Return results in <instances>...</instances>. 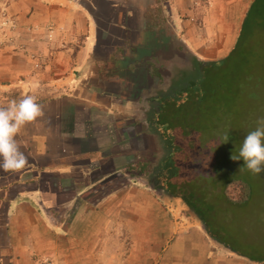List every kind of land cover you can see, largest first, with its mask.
<instances>
[{
	"label": "crops",
	"instance_id": "obj_1",
	"mask_svg": "<svg viewBox=\"0 0 264 264\" xmlns=\"http://www.w3.org/2000/svg\"><path fill=\"white\" fill-rule=\"evenodd\" d=\"M99 1L0 0L15 26L0 31V106L34 96L44 112L16 137L26 166L0 170V264H264L259 243L217 214L226 206L249 227L250 201L204 202L214 241L198 217L126 171L155 144L136 110L148 74L126 65V20L136 15L149 36L165 5L205 66L229 56L255 0Z\"/></svg>",
	"mask_w": 264,
	"mask_h": 264
},
{
	"label": "rangeland",
	"instance_id": "obj_2",
	"mask_svg": "<svg viewBox=\"0 0 264 264\" xmlns=\"http://www.w3.org/2000/svg\"><path fill=\"white\" fill-rule=\"evenodd\" d=\"M82 1H84L85 4L92 3L91 0ZM99 2L100 7L107 6V3L103 0H100ZM102 9L103 11L101 14L104 15V21L107 22L106 15L108 14V11L104 9V7H102ZM166 9L167 8L164 5L163 15H160L156 18V20L160 22L159 25L157 22V25L159 27H153L150 31L151 34L149 36H142L141 44L150 48V53L143 52L142 50L141 52L143 54L146 53V56L144 57H142L141 55L133 56L131 54H128V59L126 60V65H129L130 62H132V70H148L147 63L152 59V48L158 46L157 48L159 50L157 49L158 51L153 54L158 55V53H160L161 55H164V57L162 59H158V57L154 59L155 61L157 60L158 65H154L155 61L153 60V65L155 66V69L151 68V72L146 73L148 74V78L143 79L140 76V81L142 82V85L145 89H148V86L151 81L154 83L150 91L153 93L156 92V94H158V92L162 90H166L172 84L174 85V82H176L178 75L181 76L183 71H195L197 69L196 64L193 63L192 59L190 58L186 47L180 41L181 37L177 35L175 29L171 26L169 13ZM2 10H0V13L2 12ZM153 14L156 15L155 12H152L151 15ZM3 21V18L0 17V23ZM81 40L82 45L84 37L81 38ZM78 44H80V42ZM228 64L229 63H227L226 67L223 69V73L209 75L202 82L200 81L201 86L203 88L205 87L210 93L208 98L210 102H207V105L202 104L200 108L197 109L198 111L203 112L200 116L201 118H197L194 116L195 118L193 117V119L189 120L187 117V120L190 122V128L192 130L200 129L202 131V134L205 132L204 135H202L201 137L200 134H196L194 137L191 138L195 142L194 149H196L197 152L200 153V155H198L197 157L196 151H194V155L193 157H191L195 160V165L198 168L194 172L193 177L196 179V177L199 175L198 172H203L200 173V175H202L203 183L205 182L207 186L211 182L209 187L212 189V193L218 195L217 197L212 195V201L214 200V198L217 200H221V198H224L221 195L223 194V189L220 187H216V184L226 185L227 182L235 178H244L250 183V186L253 188L251 199L249 200L250 204L247 208L243 209V213H240H242L244 216H252V225L246 227V222L248 220L237 222L234 225V217H231V215L226 214V206L222 207V205H220L217 214L224 220L228 219L232 221V224L229 226V231L232 235L235 231L237 232V234L240 235L247 234L248 236L256 240V244L259 243V245H257L256 247L257 251H263L264 229L261 228L260 224L264 223V174H260L258 176L251 174L247 169L242 168L244 166L243 159L233 160L232 156L238 155L239 149L243 143L245 136L248 134V132L255 130L258 120L264 118V97H260L262 93H264V86H261L258 91L254 90V92L249 93L248 100L242 101L240 97L238 101L235 96L240 93L241 84L237 81V77L232 74V70L227 69ZM204 69L205 66H202V70ZM140 72L141 70L139 71V74ZM189 77H187V80L189 79ZM201 78H203V76H201ZM195 79L196 75L191 76V80H194L195 82ZM183 81L185 82V79L179 80L180 83ZM191 87L192 86L190 85V87L188 88L187 85V88L189 90L191 89ZM237 89L238 92L235 91ZM232 94L234 96H232ZM151 95L153 94H150L149 92H147V90L144 91L142 97L143 108L136 109L137 114L146 113L147 105L145 103ZM257 95H260L259 98ZM250 96H252L251 99ZM233 97L234 100L232 101ZM227 105H232V111L229 114L226 110ZM189 107L194 110L196 105L191 103L189 104ZM169 112L171 113V110ZM172 112L174 113L173 116H176V118H181L185 115L186 110L181 111L174 109ZM157 125L159 128L160 125ZM162 128L165 131L167 129L166 126ZM154 132L155 129L151 130L152 134H154ZM226 137L227 140H225ZM151 146L153 149L154 145L151 144ZM154 154V152L152 153L149 150H147V152L139 151L137 154H135L133 168H129L128 170V167H126V171L130 172L132 177H144L145 181H147L148 183L147 187L150 186V188L151 184L147 180L146 176H144V173L145 171H153V168H155L158 164L159 155L155 156ZM189 185L192 188H195L197 186V184H195L194 186L191 183H189ZM155 187L157 188L156 185ZM229 192L237 197L240 193L238 186H231L229 188ZM160 196L166 199L169 203L173 201V204H176V207L180 208L181 212L192 214L190 208L184 202H182L181 199L176 200L172 197L166 198L164 194ZM222 201L225 202L224 200ZM234 214L238 215L239 212H235Z\"/></svg>",
	"mask_w": 264,
	"mask_h": 264
},
{
	"label": "flooded vegetation",
	"instance_id": "obj_3",
	"mask_svg": "<svg viewBox=\"0 0 264 264\" xmlns=\"http://www.w3.org/2000/svg\"><path fill=\"white\" fill-rule=\"evenodd\" d=\"M138 31L139 25L137 16L132 14V19L126 20V58L128 54L133 56L141 55L144 57L146 56V53L149 52L150 48L141 44L142 36ZM157 47L152 48L153 53L159 50ZM142 50L146 53L143 54L141 52ZM153 53H151L152 59L150 60L152 62L149 61L147 63L148 70L142 69L146 73L151 72V68L155 69L154 65L157 64V60L155 61L154 59L157 57L158 59H162L164 57V55H161L160 53H158V55ZM153 60L155 61L154 65ZM200 70L201 69H196L195 71H183L181 76L178 75L174 85L172 84L166 90L158 92V94L150 91L154 84L151 81L147 92L153 95H151L145 103L147 105L145 113L147 115L145 117L146 127L147 131L150 133L151 130L155 129L154 134L151 133L155 139L153 152L155 153V156L159 155V161L156 167L153 168L154 170L145 171L144 176H146L150 184H155L166 198L172 197L175 199H181L183 202L186 197L189 199L190 196L185 184H189L195 179L193 174L198 169L195 165V160L191 157H193L194 151H196L197 157L200 155V153L194 149L195 142L191 138L198 134L197 132H201V130H192L187 117L189 120L193 119L194 116L201 118L200 116L203 112L198 111L197 109L200 108L202 104L207 105V102H210L208 100V91H205L204 88L201 89V80H197V73ZM211 71L209 75L216 74ZM193 75H196L195 82L194 80H191V76ZM187 77H189L188 80ZM180 79H185V82L183 81L184 83H180ZM187 85L188 88L190 85L192 86L190 90L187 88ZM191 103L196 105L194 110L189 107V104ZM174 109L181 111L186 110L185 115L181 118H176V116H173L174 113L172 112ZM170 110L171 113L169 112ZM164 120H167L168 122L166 131L162 128L166 126ZM157 124L160 125L159 128ZM184 194L187 196L185 197ZM190 210L191 213L197 217L196 210L192 208H190Z\"/></svg>",
	"mask_w": 264,
	"mask_h": 264
},
{
	"label": "trees",
	"instance_id": "obj_4",
	"mask_svg": "<svg viewBox=\"0 0 264 264\" xmlns=\"http://www.w3.org/2000/svg\"><path fill=\"white\" fill-rule=\"evenodd\" d=\"M155 13V16L152 15V18L154 19L162 15L159 10H157ZM227 63H229L227 65V69L232 70V74L237 77V81L241 84V91L237 94V96H235L238 101L240 97L242 101L248 100L249 93L254 92V90L258 91L261 86H264V0H255L251 4L249 11L247 12L246 17L243 21L235 47L230 52L227 58L219 63L215 62L206 64L204 70H202V66H204V63L196 62L197 70L201 69L197 73V80H201L202 82L207 78V76H209L211 70V72H215L216 74L223 73L222 71L226 67ZM206 71L208 72V74ZM201 76H203V78H201ZM201 89H203L202 86ZM204 89L205 91H207L205 87ZM235 91L238 92V89ZM208 95H210V93ZM232 96L234 95L232 94ZM257 96L259 98L260 95ZM260 97H264V93H262ZM251 98L252 96H250V99ZM233 100L234 97L232 101ZM231 108L232 105H227L226 110L228 114L231 113ZM164 124H166L167 128V120H164ZM197 133L200 134L201 137L205 132L203 134L202 131ZM198 173L199 175L196 177V179L191 181V184H193L194 186L195 184H197L195 188L193 187L194 189L189 184H185V186L189 189V191H186L190 194V200L187 199V195L184 194V196L186 197V199H184V202L189 208L196 210L198 219L208 226L209 234L212 235V237H214L215 239L219 240V238L213 233L204 219L205 206L203 204L207 199H210L212 201V195H214L215 197H217L218 195L212 193V189L209 187L211 182L207 186L205 182L203 183L202 175H200V173L203 172ZM231 186H238L240 192L238 197L229 192V188ZM216 187H220L223 189V194L221 195L225 198L226 203L233 206L245 205L250 200L253 192V188L250 186V183L244 178L231 179L226 183V185L216 184ZM214 200L217 199L214 198Z\"/></svg>",
	"mask_w": 264,
	"mask_h": 264
},
{
	"label": "clouds",
	"instance_id": "obj_5",
	"mask_svg": "<svg viewBox=\"0 0 264 264\" xmlns=\"http://www.w3.org/2000/svg\"><path fill=\"white\" fill-rule=\"evenodd\" d=\"M43 116L34 96L13 99L6 106H0V170L14 173L26 166L27 157L20 150L16 137L24 126ZM232 159H243L242 168L253 175L264 174V118L257 121L255 130L248 132L238 155H233Z\"/></svg>",
	"mask_w": 264,
	"mask_h": 264
},
{
	"label": "built area",
	"instance_id": "obj_6",
	"mask_svg": "<svg viewBox=\"0 0 264 264\" xmlns=\"http://www.w3.org/2000/svg\"><path fill=\"white\" fill-rule=\"evenodd\" d=\"M203 2H208L209 0H202ZM0 17H2L3 18V22H1L0 23V31H3V29L5 28V27H11V28H14L15 26H14V22H12L11 21V19L8 17V13H7V11L6 10H2V12L0 13ZM6 20V21H5ZM9 26H8V25ZM12 25H13V27H12ZM0 34H2L3 35V33L2 32H0ZM45 263L46 264H51V262H49L48 260H46L45 261Z\"/></svg>",
	"mask_w": 264,
	"mask_h": 264
},
{
	"label": "water",
	"instance_id": "obj_7",
	"mask_svg": "<svg viewBox=\"0 0 264 264\" xmlns=\"http://www.w3.org/2000/svg\"><path fill=\"white\" fill-rule=\"evenodd\" d=\"M219 62H221V61H219ZM219 62H218V63H219ZM156 121H157V120H156ZM151 188H152L153 190H156V187H155L154 184L151 185ZM199 222L201 223L202 228L205 230V232H206V233L212 238V240H214V241H219V240L215 239L214 237H212V235L209 234V228H208V226H207L204 222H202V221H200V220H199ZM219 242H220V241H219Z\"/></svg>",
	"mask_w": 264,
	"mask_h": 264
}]
</instances>
